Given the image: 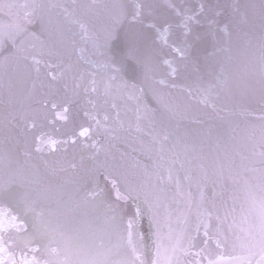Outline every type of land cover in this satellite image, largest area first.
Segmentation results:
<instances>
[{"label":"snow or ice","instance_id":"snow-or-ice-1","mask_svg":"<svg viewBox=\"0 0 264 264\" xmlns=\"http://www.w3.org/2000/svg\"><path fill=\"white\" fill-rule=\"evenodd\" d=\"M0 264H264V0H0Z\"/></svg>","mask_w":264,"mask_h":264}]
</instances>
